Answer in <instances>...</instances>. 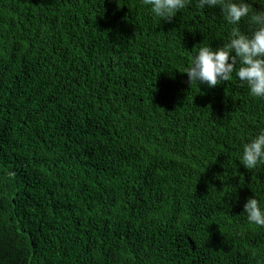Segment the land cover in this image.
<instances>
[{
	"label": "trees",
	"instance_id": "16d2710c",
	"mask_svg": "<svg viewBox=\"0 0 264 264\" xmlns=\"http://www.w3.org/2000/svg\"><path fill=\"white\" fill-rule=\"evenodd\" d=\"M231 27L195 0L171 21L141 0H0V264H264L243 213L264 166L239 161L264 99L182 72Z\"/></svg>",
	"mask_w": 264,
	"mask_h": 264
},
{
	"label": "clouds",
	"instance_id": "9594fccd",
	"mask_svg": "<svg viewBox=\"0 0 264 264\" xmlns=\"http://www.w3.org/2000/svg\"><path fill=\"white\" fill-rule=\"evenodd\" d=\"M157 18L171 21L177 13L189 7L193 0H141ZM198 9H219L231 25L226 42L217 47L200 46L182 72L190 85L216 86L232 79L233 74L246 85L249 95L264 99V8L256 9L249 0H195ZM264 6V0H253ZM246 19L248 29L242 30ZM239 161L249 170L264 166V128L242 145ZM249 224L264 227V199L249 197L243 205Z\"/></svg>",
	"mask_w": 264,
	"mask_h": 264
}]
</instances>
